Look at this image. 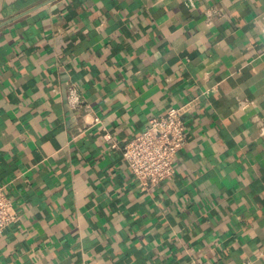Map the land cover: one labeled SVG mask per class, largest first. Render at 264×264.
Wrapping results in <instances>:
<instances>
[{"label":"crops","instance_id":"crops-1","mask_svg":"<svg viewBox=\"0 0 264 264\" xmlns=\"http://www.w3.org/2000/svg\"><path fill=\"white\" fill-rule=\"evenodd\" d=\"M174 106L143 190L121 147ZM3 184L0 264H264V0H0Z\"/></svg>","mask_w":264,"mask_h":264},{"label":"built area","instance_id":"built-area-1","mask_svg":"<svg viewBox=\"0 0 264 264\" xmlns=\"http://www.w3.org/2000/svg\"><path fill=\"white\" fill-rule=\"evenodd\" d=\"M183 110L184 106H174L162 116H153L142 134L121 147L124 162L143 190L154 188L174 176L178 153L187 144ZM104 138L111 140L108 134ZM110 147L117 148L118 145L111 143ZM8 187V184L0 185V236L18 221Z\"/></svg>","mask_w":264,"mask_h":264}]
</instances>
